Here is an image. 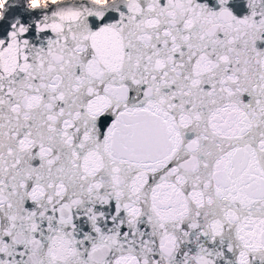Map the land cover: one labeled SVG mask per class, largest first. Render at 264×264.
<instances>
[{"label": "snow or ice", "instance_id": "1", "mask_svg": "<svg viewBox=\"0 0 264 264\" xmlns=\"http://www.w3.org/2000/svg\"><path fill=\"white\" fill-rule=\"evenodd\" d=\"M216 2L0 24V264H264V15Z\"/></svg>", "mask_w": 264, "mask_h": 264}, {"label": "water", "instance_id": "2", "mask_svg": "<svg viewBox=\"0 0 264 264\" xmlns=\"http://www.w3.org/2000/svg\"><path fill=\"white\" fill-rule=\"evenodd\" d=\"M199 2L209 4L214 8V10L219 9V4L216 2V0H199ZM230 3L233 6L234 14L238 15L239 17L247 15L248 13L250 15L252 12H256L258 15H264V0H230ZM247 7L249 8V10ZM120 10L126 12V9L123 8V6H121ZM38 18L39 13H31L27 11V9L24 7L23 0H10L8 9L6 11L5 20L0 22V24H3L8 30H11V25L13 23H17V21L34 24ZM116 20H119V12L111 13V21ZM47 39L48 37L46 36L37 35L34 42L37 46H44L46 45ZM18 237H23V235ZM20 241L22 242L23 239ZM47 243L48 242H45V244ZM52 247L55 250L57 264H66L67 260L75 255L71 246L66 241L61 240V238L59 237H57ZM45 251H47V248H45ZM107 255V248L98 246L96 251L92 253L91 259L94 261V264H104V260ZM38 256L39 247L36 249H33L32 247L31 253L28 256L24 257L25 264H33V261L32 259H30V257H35L36 264Z\"/></svg>", "mask_w": 264, "mask_h": 264}, {"label": "clouds", "instance_id": "3", "mask_svg": "<svg viewBox=\"0 0 264 264\" xmlns=\"http://www.w3.org/2000/svg\"><path fill=\"white\" fill-rule=\"evenodd\" d=\"M48 2H49V0H32V5H33V7H39L43 4H47ZM98 2L101 5H111L114 2V0H98ZM246 6H247V4H246ZM0 7H3L2 2H0ZM5 11H7V9H5ZM64 19H75V15H69L68 13H65ZM249 26H251V21H249ZM22 239H23V237H17L18 241H20ZM32 247H33V249H36L39 247V244L37 242H33ZM165 250L170 251V248H166ZM30 259H32L33 264H35V257H30ZM122 264H123V262H122ZM130 264H134V261H131Z\"/></svg>", "mask_w": 264, "mask_h": 264}]
</instances>
